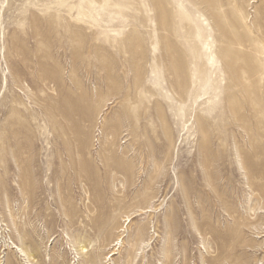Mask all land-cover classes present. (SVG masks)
<instances>
[{
    "label": "rangeland",
    "instance_id": "obj_1",
    "mask_svg": "<svg viewBox=\"0 0 264 264\" xmlns=\"http://www.w3.org/2000/svg\"><path fill=\"white\" fill-rule=\"evenodd\" d=\"M0 264H264V0H0Z\"/></svg>",
    "mask_w": 264,
    "mask_h": 264
}]
</instances>
